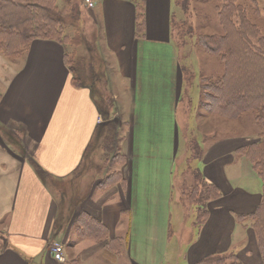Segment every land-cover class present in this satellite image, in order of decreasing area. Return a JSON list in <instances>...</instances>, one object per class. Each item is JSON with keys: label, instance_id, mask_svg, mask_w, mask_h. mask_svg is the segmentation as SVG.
<instances>
[{"label": "crops", "instance_id": "crops-1", "mask_svg": "<svg viewBox=\"0 0 264 264\" xmlns=\"http://www.w3.org/2000/svg\"><path fill=\"white\" fill-rule=\"evenodd\" d=\"M173 10L174 0H105L99 7L103 57L113 70L107 93L121 133L122 180L107 189L80 190L103 118L91 87L74 84L65 44L34 40L16 61L0 54V264H197L229 253L240 264L262 263L256 231L241 218L258 209L263 183L237 154L259 133H229L202 144V158L192 160L219 192L203 224L184 200L189 150L178 114L186 73L172 39ZM183 108L189 124L190 107ZM83 214L104 225L105 240L81 234ZM55 241L64 262L50 252Z\"/></svg>", "mask_w": 264, "mask_h": 264}, {"label": "trees", "instance_id": "trees-1", "mask_svg": "<svg viewBox=\"0 0 264 264\" xmlns=\"http://www.w3.org/2000/svg\"><path fill=\"white\" fill-rule=\"evenodd\" d=\"M235 3V0H228L227 5L220 12L223 34L204 35L199 38L201 47L217 57L223 66L222 75L205 78L202 97L203 105L205 104L207 109H214V113L226 119L237 120L246 113H256L261 128L258 141L240 148L237 154L250 162L263 183L261 204L255 213L242 217L241 221H250L253 225L262 255L261 264H264V34L261 27L251 21L246 9L236 6ZM138 8L137 28L140 32L144 26V14L143 6L138 4ZM64 24L65 20L56 0H0V54L11 61H16L25 55L34 40H53L63 43ZM66 60L74 74V84L89 85L100 114L102 117L108 116L104 105L113 109L115 106L112 97L105 96L96 86L102 79L100 76H103L100 73H103L100 66L97 67L91 57L87 63L85 59L78 57L69 59L66 54ZM101 67H104L103 64ZM116 128L117 126H111V123L103 119L96 131L94 139L97 140L96 144L98 140L105 138V149L109 151L111 148L108 140L118 129ZM114 144L119 151V142ZM93 146L94 143L88 149L85 161L88 160L90 151L98 148ZM117 156L121 160L122 156L119 152ZM201 158L202 151L199 150L196 159ZM198 173L202 188L205 190L204 193L200 192L196 201L198 207L204 210L202 221L199 223L201 225L209 213L208 200L217 197L219 192L216 187L206 185L200 171ZM117 176L118 181H121V172ZM110 185H103L101 189L109 188ZM192 189L194 190L193 187ZM76 226L85 237L102 241L108 236L104 225L86 214L79 217ZM111 245L120 247L122 243L120 240H113ZM2 246L0 243V251ZM197 264H240V262L235 253H230L210 256Z\"/></svg>", "mask_w": 264, "mask_h": 264}, {"label": "rangeland", "instance_id": "rangeland-1", "mask_svg": "<svg viewBox=\"0 0 264 264\" xmlns=\"http://www.w3.org/2000/svg\"><path fill=\"white\" fill-rule=\"evenodd\" d=\"M56 1L65 20L63 43L66 46L68 58L78 57L85 59L88 63L91 57L97 67L100 66L103 71V73L100 72L103 75L100 76L102 79L97 82L96 86L105 96H109L107 93L109 86L107 76H111L113 70H107V60H104L102 44L105 39L100 38L102 37V29L98 18L99 7L104 4L105 0H94L96 8H94L95 5L89 7L86 0ZM90 1L94 4L93 0ZM137 1L142 3L143 0ZM235 2L236 6L246 9V14L250 16L251 21L260 26L264 34V0H235ZM227 3L228 0H174L172 39L180 49L184 63L186 73L185 94L187 95L178 114L179 123L183 130L182 148L185 144L189 150L188 167L185 171V183L182 189L185 196L184 200L193 208V219L196 224L202 221L204 211L196 204L197 197L201 191L204 193L205 190L201 185L199 169L195 167L192 160L197 158L199 150L202 151V144L204 146L210 145L218 138L229 135V133L249 136L253 131L257 134L261 131L255 112L246 113L239 121L234 122L230 119L221 118L222 116L213 112L214 109L209 110L205 104L203 105L202 95L204 92L202 88L205 78L222 75L223 66L217 57L209 54L201 47L199 38L204 35L223 34L220 12ZM94 11L97 13L96 19ZM102 64L104 67H101ZM100 73L98 72V74ZM112 82L114 83V80ZM185 105L190 107L189 114L192 116V121L189 124L185 123V110L183 108ZM114 106L113 109L104 105L109 115L102 117L107 123H111V126L115 125L118 128L108 140L111 149L109 151L105 149V138L101 141L98 140L97 144V140H94L93 147L98 148L92 149L89 157H87L88 160L85 161V173L80 180L81 184L79 183L80 190L88 191L93 185L101 188L106 184L109 186L110 183H112L110 185L112 187L119 182L117 174L120 173L118 169L120 158L117 156L118 151L114 143L118 142L121 133L116 121L119 117L116 115L115 101ZM218 129L220 130L218 131Z\"/></svg>", "mask_w": 264, "mask_h": 264}, {"label": "built area", "instance_id": "built-area-1", "mask_svg": "<svg viewBox=\"0 0 264 264\" xmlns=\"http://www.w3.org/2000/svg\"><path fill=\"white\" fill-rule=\"evenodd\" d=\"M86 3L89 7L94 6V4L90 0H86ZM50 252L57 261H65L64 246L61 242H53L50 246Z\"/></svg>", "mask_w": 264, "mask_h": 264}]
</instances>
